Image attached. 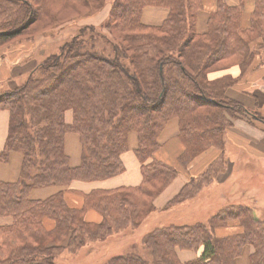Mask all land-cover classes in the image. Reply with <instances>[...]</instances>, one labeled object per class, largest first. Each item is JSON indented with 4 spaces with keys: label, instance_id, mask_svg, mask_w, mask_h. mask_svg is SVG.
I'll list each match as a JSON object with an SVG mask.
<instances>
[{
    "label": "trees",
    "instance_id": "1",
    "mask_svg": "<svg viewBox=\"0 0 264 264\" xmlns=\"http://www.w3.org/2000/svg\"><path fill=\"white\" fill-rule=\"evenodd\" d=\"M104 1L0 0V32H5L0 34V51L23 34L31 20ZM206 1L113 0L104 28L120 33V41L112 43L86 26L23 84L0 92V111L9 112L0 163L6 164L12 152L23 156L18 180L0 183V218H11V224L0 226V264H55L63 247H82L127 224L136 228L156 209L154 201L180 169L209 150L216 152L203 173L164 209L192 198L204 180L213 178L234 120L264 124L255 111L227 96L252 69L264 66V0H238L236 6L212 0L207 30L198 34L196 16ZM148 6L168 9L160 26L142 23ZM101 37L110 45L109 52L108 47L97 48ZM67 112L72 114L70 123ZM174 118L183 150L170 165L155 155L162 130ZM131 132L138 135L135 156L142 182L137 187L30 198L36 188L122 174L121 156L128 150ZM70 133L81 143L75 167L65 152ZM91 212L98 215L97 222L88 220ZM219 229L227 233L220 236ZM141 244L103 264H235L246 246L253 248L250 264H264V222L251 207L232 205L207 223L156 228ZM178 250L198 256L183 262Z\"/></svg>",
    "mask_w": 264,
    "mask_h": 264
},
{
    "label": "rangeland",
    "instance_id": "2",
    "mask_svg": "<svg viewBox=\"0 0 264 264\" xmlns=\"http://www.w3.org/2000/svg\"><path fill=\"white\" fill-rule=\"evenodd\" d=\"M112 2L113 0H105L98 6H83L77 7L74 10L60 12L55 18H41L29 21L30 24L23 34L7 44H12V46L8 47L9 50L7 51L8 53L10 51L11 54L13 53L11 58L15 59L16 56H19L23 59V64L22 67L19 65L10 68L13 78L10 81L5 80L0 82V92L23 84L28 76L48 56L59 53L64 43L86 26L94 27L97 31L104 34V36H108L107 38H110V42L112 43L120 41L122 39L120 33L116 30H112L111 32L109 29L104 28V23L109 17ZM34 6L36 5L34 4ZM2 22L3 18L0 17V31L4 28ZM104 47H108V52L110 51V45H105V38L101 37L97 41V48L103 49ZM2 113H5L7 117L9 116L7 110H1L0 115ZM255 114L259 118L264 119L257 112ZM1 117L4 118V116ZM71 120L72 114L71 112H67L66 122L70 123ZM74 135L79 139L78 135ZM128 138V150L125 152L127 155L125 159L128 162V166H131L130 162L132 159H135L138 165V161L135 158L138 135L135 132H131ZM69 152L75 159L78 156L81 157L79 155L81 152L80 143L78 144V153ZM12 155H16L17 158L12 157L9 172H15L16 168L19 169L16 165L22 158V154L17 152L12 153ZM224 156L216 164L213 178L211 180H204L202 182L203 187L197 192L195 190L192 198L178 203L169 209L157 210L156 208L136 228L127 224L120 230L113 231L104 239L86 241L82 247H75L73 245L63 247L55 258V264H103L112 257L124 255L132 251L134 246L141 248L143 238L156 228L172 224L190 225L207 223L209 218L221 209L232 205L240 204L251 207L254 215L264 222V163L254 162L252 159L243 163V159L239 158L236 161L237 168L232 177L227 176L229 170ZM251 165L252 167L245 168V166ZM181 172H183L182 168L179 173ZM6 174V168L0 166V176H5ZM9 179L8 174L7 180ZM1 181L4 180L0 179ZM154 205L156 207L155 201ZM4 219L9 221L8 224L11 223V218H0V223ZM249 248L253 251L251 246ZM188 252L192 253V251L178 250L179 259L183 262L189 261L190 257L185 255Z\"/></svg>",
    "mask_w": 264,
    "mask_h": 264
},
{
    "label": "crops",
    "instance_id": "3",
    "mask_svg": "<svg viewBox=\"0 0 264 264\" xmlns=\"http://www.w3.org/2000/svg\"><path fill=\"white\" fill-rule=\"evenodd\" d=\"M224 1L229 6H236L238 4V0ZM212 9L213 1L207 0L205 9L199 11L196 16V33L202 34L206 32L209 13ZM168 12V9L163 7L148 6L144 8L142 12L141 21L143 24L148 26H160L167 18ZM9 46H12V44L10 43V45H7L3 51H0V82L5 80L10 81V79L13 78L10 68H14L19 65L22 67L23 64V59H21V57L16 56L17 58L15 57V59L11 58L13 53L11 54V51L10 53L7 52L9 50ZM227 96L232 100L242 103L248 109L257 112L259 115L264 117V66H259L255 69H252L242 80H240L236 88H231L228 90ZM1 116H4V118ZM0 117L1 152L4 149H2V147L5 145L8 135L9 116L7 117L5 113H2ZM178 134V120L176 118L169 120L158 138L160 150H158L155 155L157 160L163 161L170 165H175L177 156L183 150V147L178 140ZM78 141L79 139H77L73 133L67 134L65 136V152L69 157L70 165L73 167L79 165L80 156L76 157L75 159L71 156L69 151L72 153H78V144L80 143V141L79 143ZM223 150L225 154V162L227 163L229 170L227 176L233 177L235 169L237 168L236 161L239 158L243 159V163L249 159H252L254 162L264 163V125L248 123L242 119L234 120L232 126L226 130ZM215 152L216 150H209L205 152L192 161L188 168L182 170L183 172L179 173L177 178L155 200L157 210H163L167 203L170 202L181 191V189L190 182L192 178L199 177L200 174H202L205 170L206 165L214 156L213 154ZM12 153L10 154L9 160L6 164L0 163V166H4L7 170V174L5 176H0V179L4 180L0 183H13L19 178L23 156L21 161L16 165L19 169L16 168L15 172H9V166H11L12 157H16V155H12ZM79 155H81V152ZM126 156V153H123L121 156L125 171L116 177L92 183L74 181L67 187L51 186L45 188H36L31 190L30 198L32 200H46L60 191L85 194L96 189L111 190L120 187H137L142 182L141 165L135 156L136 160L138 161V165L135 159H132L130 162L131 166H128V162L125 159ZM246 167H252V165L245 166V168ZM8 174L10 177L9 180H7ZM88 220L97 222L99 217L95 213L91 212L88 214ZM8 222L9 221L4 219V221H1L0 226H7L9 225ZM218 233L220 236H223L227 233V231L225 229H219ZM251 253L252 249H250L249 246H246L243 249L242 255L235 260V264H250L249 257ZM185 255L190 257L189 261L196 259L198 256V254L193 251L192 253L188 252Z\"/></svg>",
    "mask_w": 264,
    "mask_h": 264
},
{
    "label": "water",
    "instance_id": "4",
    "mask_svg": "<svg viewBox=\"0 0 264 264\" xmlns=\"http://www.w3.org/2000/svg\"><path fill=\"white\" fill-rule=\"evenodd\" d=\"M3 33H5V32H0V34H3Z\"/></svg>",
    "mask_w": 264,
    "mask_h": 264
}]
</instances>
